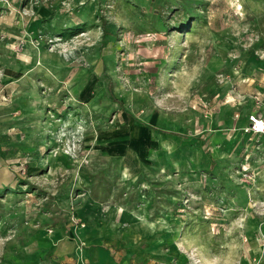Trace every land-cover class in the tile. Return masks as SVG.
Segmentation results:
<instances>
[{
  "label": "rangeland",
  "instance_id": "1",
  "mask_svg": "<svg viewBox=\"0 0 264 264\" xmlns=\"http://www.w3.org/2000/svg\"><path fill=\"white\" fill-rule=\"evenodd\" d=\"M249 115L264 0H0V264H264Z\"/></svg>",
  "mask_w": 264,
  "mask_h": 264
},
{
  "label": "built area",
  "instance_id": "2",
  "mask_svg": "<svg viewBox=\"0 0 264 264\" xmlns=\"http://www.w3.org/2000/svg\"><path fill=\"white\" fill-rule=\"evenodd\" d=\"M243 131L264 135V118L256 115H249L247 125Z\"/></svg>",
  "mask_w": 264,
  "mask_h": 264
},
{
  "label": "crops",
  "instance_id": "3",
  "mask_svg": "<svg viewBox=\"0 0 264 264\" xmlns=\"http://www.w3.org/2000/svg\"><path fill=\"white\" fill-rule=\"evenodd\" d=\"M242 81V80H241ZM255 136H258V135H255ZM263 141H264V137L263 136H259ZM260 140V139H259Z\"/></svg>",
  "mask_w": 264,
  "mask_h": 264
}]
</instances>
